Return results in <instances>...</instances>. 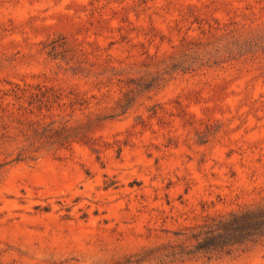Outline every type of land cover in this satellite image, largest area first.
Segmentation results:
<instances>
[{"label": "rangeland", "instance_id": "1", "mask_svg": "<svg viewBox=\"0 0 264 264\" xmlns=\"http://www.w3.org/2000/svg\"><path fill=\"white\" fill-rule=\"evenodd\" d=\"M261 208L264 0H0V264H264L198 249Z\"/></svg>", "mask_w": 264, "mask_h": 264}, {"label": "trees", "instance_id": "2", "mask_svg": "<svg viewBox=\"0 0 264 264\" xmlns=\"http://www.w3.org/2000/svg\"><path fill=\"white\" fill-rule=\"evenodd\" d=\"M212 233H216L214 238L210 237L201 244L198 245L199 250L204 251H215L216 248H222L215 246L212 240L219 237V232H223L224 235L229 237L230 240H235L234 244L237 243L238 239L244 237H254L256 235H264V208L248 211L241 216L233 217L229 222L218 223L215 225ZM227 245L223 243V246Z\"/></svg>", "mask_w": 264, "mask_h": 264}]
</instances>
